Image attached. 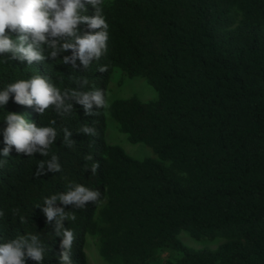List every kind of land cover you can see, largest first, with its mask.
<instances>
[{
	"label": "trees",
	"instance_id": "obj_1",
	"mask_svg": "<svg viewBox=\"0 0 264 264\" xmlns=\"http://www.w3.org/2000/svg\"><path fill=\"white\" fill-rule=\"evenodd\" d=\"M86 14L94 15L91 5ZM103 15L107 52L87 70L79 60L76 67L62 62L70 50L55 59L46 51L44 61L31 64L5 53L0 90L40 75L61 91L80 89L77 81L86 78L81 90L106 93L118 67L126 76L144 77L156 96L115 97L96 116L71 101L74 110L63 118L52 108L40 115L36 105L21 106L10 96L0 107V243L38 235L46 249L43 264H62V237L42 207L45 197L68 191L71 183L100 192L97 203L81 209L57 201L76 215L64 221L75 235L72 264H88L87 237L95 239L105 264H264V0H104ZM100 65L108 71L100 72ZM7 112L56 129L48 156L29 157L14 147L3 156ZM106 114L153 155L133 157L106 142ZM85 125L96 134L80 132ZM65 127L74 141L69 148ZM52 155L61 171L45 165L36 176L39 162ZM181 231L221 241L192 247L179 239ZM25 264L38 262L25 257Z\"/></svg>",
	"mask_w": 264,
	"mask_h": 264
},
{
	"label": "clouds",
	"instance_id": "obj_2",
	"mask_svg": "<svg viewBox=\"0 0 264 264\" xmlns=\"http://www.w3.org/2000/svg\"><path fill=\"white\" fill-rule=\"evenodd\" d=\"M87 5L94 8V15H87ZM104 0H0V55L11 53L13 59L44 61L47 56L55 59L61 52L71 51L70 56H64L62 62L76 67L79 60L84 69H88L93 61H99L107 52L109 39V24L103 15ZM80 25H85L82 31ZM98 30V31H96ZM10 33L17 34L13 38ZM100 72H107V65L98 67ZM80 89H65L61 91L50 82L49 78L34 75L29 79H19L9 83L0 90V107L6 105L10 96L21 106L36 105V111L42 115L52 108L61 117L73 112V104L82 105L86 115H99L100 110L110 108L103 89L84 91L88 85L86 78L77 81ZM98 111H93V105ZM6 127L3 131V156L7 157L14 147L17 153L33 156L40 153L49 155V148L57 138V131L51 126H37L22 114L7 112L4 117ZM56 121L52 120L51 124ZM88 135H95L93 127L83 126L79 130ZM64 143L72 147L71 131L63 128ZM92 159L91 156L85 157ZM3 162L0 161V164ZM45 165L53 172L61 171L58 156L52 155L51 160H41L35 175L44 173ZM85 168H87L85 166ZM99 163L91 166L92 174L97 172ZM68 191L44 198L42 212L47 222L55 221V235L62 237L60 260L62 264H72L70 259L75 235L64 226L65 220H76L74 212H66L63 207L56 206L57 201L63 205L72 204L81 209L87 202L97 203L100 199L98 190H91L81 184H69ZM37 205L36 207H40ZM18 209L13 210L16 214ZM4 213L0 211V216ZM21 224L26 222L21 216ZM45 247L38 235H19L0 243V264H25V257L43 264Z\"/></svg>",
	"mask_w": 264,
	"mask_h": 264
},
{
	"label": "rangeland",
	"instance_id": "obj_3",
	"mask_svg": "<svg viewBox=\"0 0 264 264\" xmlns=\"http://www.w3.org/2000/svg\"><path fill=\"white\" fill-rule=\"evenodd\" d=\"M130 94L136 95L141 100H147L156 96V91L142 76H126L122 74L118 67H114L109 75L106 98L110 101L115 97H126ZM104 138L106 142L118 144L123 150L133 157H143L153 155L150 147L141 141L131 142L127 139L126 133L119 131L113 119L105 115ZM179 239L192 247L209 246L213 247L221 241L220 237L195 238L186 232L178 233ZM86 254L88 264H105L99 256L95 239L87 237Z\"/></svg>",
	"mask_w": 264,
	"mask_h": 264
}]
</instances>
